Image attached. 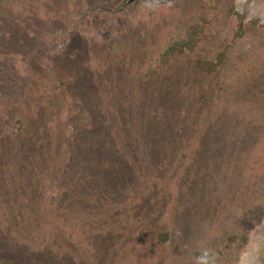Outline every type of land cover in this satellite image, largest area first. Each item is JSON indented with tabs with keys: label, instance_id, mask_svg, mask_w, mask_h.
<instances>
[{
	"label": "rangeland",
	"instance_id": "1",
	"mask_svg": "<svg viewBox=\"0 0 264 264\" xmlns=\"http://www.w3.org/2000/svg\"><path fill=\"white\" fill-rule=\"evenodd\" d=\"M43 5L26 51L64 50L65 86L41 96L32 83L22 126L0 136V264H240L264 232L263 12L252 0ZM200 15L210 26L194 52L141 81L170 28ZM222 52L212 73L197 69ZM245 231L238 249L229 238Z\"/></svg>",
	"mask_w": 264,
	"mask_h": 264
},
{
	"label": "trees",
	"instance_id": "2",
	"mask_svg": "<svg viewBox=\"0 0 264 264\" xmlns=\"http://www.w3.org/2000/svg\"><path fill=\"white\" fill-rule=\"evenodd\" d=\"M222 1V0H220ZM49 0H0V136L22 126L21 115L24 112V102L30 92V85L40 87L41 96L57 92L65 86L55 63L64 57L62 51L52 50L48 54L32 55L26 51V46L35 35L38 25L45 18L30 15L31 9L37 7L45 11L43 3ZM31 6V7H30ZM29 11V12H28ZM152 15V12L147 11ZM63 13L68 16V13ZM24 15H28L24 18ZM50 18V17H49ZM5 25H1L2 23ZM210 21L204 16L191 17L188 22L172 26L161 41L159 52L139 68V79L143 82L159 76L168 63L176 57L190 55L201 42V37L209 30ZM49 39V34L45 36ZM224 52L212 61H198L196 67L201 72L212 73L224 59ZM52 85V90L48 88ZM42 98V97H41ZM88 123L86 113L78 117L71 124L68 140L76 139ZM156 131L150 132V139H157ZM57 192L49 197V203H55ZM168 239L166 233H160L158 245ZM238 249L244 247L248 241L247 232L236 233L230 238Z\"/></svg>",
	"mask_w": 264,
	"mask_h": 264
},
{
	"label": "bare ground",
	"instance_id": "3",
	"mask_svg": "<svg viewBox=\"0 0 264 264\" xmlns=\"http://www.w3.org/2000/svg\"><path fill=\"white\" fill-rule=\"evenodd\" d=\"M253 3L264 16V0H255ZM240 264H264V232L258 239L252 238L248 252L242 257Z\"/></svg>",
	"mask_w": 264,
	"mask_h": 264
},
{
	"label": "flooded vegetation",
	"instance_id": "4",
	"mask_svg": "<svg viewBox=\"0 0 264 264\" xmlns=\"http://www.w3.org/2000/svg\"><path fill=\"white\" fill-rule=\"evenodd\" d=\"M244 1H245V0H240V3H241V2L243 3ZM252 1H255V0H252Z\"/></svg>",
	"mask_w": 264,
	"mask_h": 264
}]
</instances>
